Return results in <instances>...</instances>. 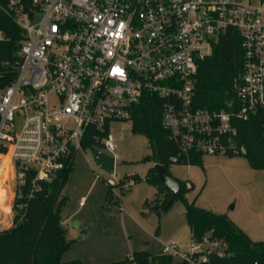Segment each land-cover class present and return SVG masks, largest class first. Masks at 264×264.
<instances>
[{
    "label": "built area",
    "instance_id": "1",
    "mask_svg": "<svg viewBox=\"0 0 264 264\" xmlns=\"http://www.w3.org/2000/svg\"><path fill=\"white\" fill-rule=\"evenodd\" d=\"M33 3V14L17 9L25 31L22 62L15 79L0 90V156L9 154L17 173L33 167L36 179H48L79 149L92 153L97 147L116 158L108 184L120 197L110 124L132 119L147 93L162 97L163 125L181 152H245L234 140L235 119L264 108V0L257 5L241 0ZM228 29L240 33L244 48L236 82L239 106L231 102L232 111L196 107L198 59L210 54ZM93 126L104 134L90 133ZM86 139L96 143L86 147ZM24 177L22 171L16 175L18 182ZM164 251L181 257L197 251L225 255L226 243L192 236L189 251L176 242Z\"/></svg>",
    "mask_w": 264,
    "mask_h": 264
},
{
    "label": "trees",
    "instance_id": "2",
    "mask_svg": "<svg viewBox=\"0 0 264 264\" xmlns=\"http://www.w3.org/2000/svg\"><path fill=\"white\" fill-rule=\"evenodd\" d=\"M0 0V90L9 85L17 75L22 62L21 43L25 38L24 28L18 22L17 9L33 14L36 5L33 0ZM244 66L242 36L234 29H228L214 43L212 52L198 59V73L195 86L194 104L208 109L233 110L231 102L239 106L236 82ZM134 132L146 134L152 145V159L164 165L170 172L171 162L203 165V152H181L179 145L171 138L170 131L163 125V100L157 94L147 93L132 114ZM237 131L234 140L244 146L242 154L248 157L255 169H264V108L248 118H236ZM92 134H104L96 127H90ZM86 139L84 146L93 145ZM2 152L5 149H1ZM177 156L176 161L167 158ZM0 176L9 178L10 155L0 156ZM75 154L65 161L64 168L54 172L48 179H36L37 170L25 167L23 182H18V197L15 202L17 214L10 228L0 231V264H63V254L72 244L63 224L61 210L67 202L61 196L65 185L74 172ZM171 173V172H170ZM142 180L139 174L119 179V188L127 179ZM145 179L165 193L161 207H170L174 199L182 196L186 217L196 241L211 239L226 243V254L217 251H197L181 257L164 250L157 253L138 250L121 260L95 264H264V240H255L225 212L204 208L186 198L193 183L180 181V190L174 193L161 182L155 166L151 167ZM107 203L115 201V193L108 184ZM122 189V187H121ZM123 190V189H122ZM126 191V190H125ZM121 199L120 197H118ZM157 195L156 202L159 201ZM204 257V258H203ZM69 264H88L81 259H72Z\"/></svg>",
    "mask_w": 264,
    "mask_h": 264
},
{
    "label": "rangeland",
    "instance_id": "3",
    "mask_svg": "<svg viewBox=\"0 0 264 264\" xmlns=\"http://www.w3.org/2000/svg\"><path fill=\"white\" fill-rule=\"evenodd\" d=\"M241 1L257 5L261 0ZM40 17L37 12L34 19ZM110 132L116 143L117 178L139 174L143 179H127L121 185L126 191L117 186L121 199L115 192V201L107 203L112 174L91 152H76L74 172L61 194L67 197L61 214L67 237L72 240L63 254V264L72 259L88 264L121 260L138 250L157 253L173 242L181 250H190L192 234L183 197H176L168 208L153 209L162 205L165 193H159L157 185L145 179L156 164L152 157L147 159L153 153L149 137L134 132L132 119L113 121ZM169 170L176 178L193 183L186 193L188 200L227 213L253 239L264 240V169H255L247 156L204 153L203 165L171 162ZM84 228H91L87 237L82 234Z\"/></svg>",
    "mask_w": 264,
    "mask_h": 264
},
{
    "label": "crops",
    "instance_id": "4",
    "mask_svg": "<svg viewBox=\"0 0 264 264\" xmlns=\"http://www.w3.org/2000/svg\"><path fill=\"white\" fill-rule=\"evenodd\" d=\"M11 168L13 170L12 175H15V179H13L12 175L5 179L3 176H0L2 177L0 178V231L10 228L17 214L15 208V202L18 197V183L16 180L17 169L13 163L11 164Z\"/></svg>",
    "mask_w": 264,
    "mask_h": 264
},
{
    "label": "water",
    "instance_id": "5",
    "mask_svg": "<svg viewBox=\"0 0 264 264\" xmlns=\"http://www.w3.org/2000/svg\"><path fill=\"white\" fill-rule=\"evenodd\" d=\"M92 154L94 156L95 161L105 170H107L110 173H113L115 171V164H116V158L115 156L101 151L97 147H92ZM151 155L147 157V159H151ZM167 158H170V154H167ZM155 168L157 170L158 176L161 180V182L164 184L165 187L172 190L174 193H177L180 190V181L178 178L173 176L165 167L164 165L160 163L155 164ZM161 208V205H155L153 206V209L159 211ZM91 233V228H84L82 229L83 236L87 237Z\"/></svg>",
    "mask_w": 264,
    "mask_h": 264
},
{
    "label": "bare ground",
    "instance_id": "6",
    "mask_svg": "<svg viewBox=\"0 0 264 264\" xmlns=\"http://www.w3.org/2000/svg\"><path fill=\"white\" fill-rule=\"evenodd\" d=\"M9 161L11 162V159Z\"/></svg>",
    "mask_w": 264,
    "mask_h": 264
}]
</instances>
